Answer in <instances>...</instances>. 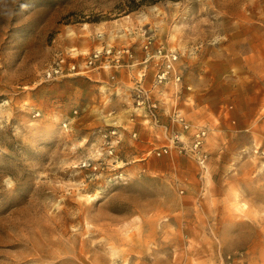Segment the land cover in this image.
<instances>
[{
    "label": "rangeland",
    "instance_id": "rangeland-1",
    "mask_svg": "<svg viewBox=\"0 0 264 264\" xmlns=\"http://www.w3.org/2000/svg\"><path fill=\"white\" fill-rule=\"evenodd\" d=\"M258 25L264 0H0V264H264V74L227 67ZM145 35L178 54L154 97L205 129L203 167L105 74L43 80L58 50Z\"/></svg>",
    "mask_w": 264,
    "mask_h": 264
},
{
    "label": "built area",
    "instance_id": "built-area-1",
    "mask_svg": "<svg viewBox=\"0 0 264 264\" xmlns=\"http://www.w3.org/2000/svg\"><path fill=\"white\" fill-rule=\"evenodd\" d=\"M101 35L99 34L98 37ZM141 54L136 55L131 45H111L101 42L98 46L86 52H79L75 48L58 50L52 60L43 70L44 81H54L66 77L83 76L91 78L92 74L106 75L107 82L117 84L118 77L127 76L128 89L131 99L129 119L134 122L138 119L142 124L154 129L161 128L172 145L179 151L185 150L194 155L201 167L205 164L206 131L203 127H192L183 114L174 105L167 109L154 97L161 88L171 84L177 89L181 85L182 72L178 62V54L166 48L161 42H156L153 36L145 35L140 47ZM167 117L169 122L177 124L180 131L173 132L169 123L163 121ZM190 133L187 142L180 132ZM117 130L110 127L102 133L103 149L113 153L110 135H116ZM130 138L137 139L138 133L131 126ZM117 142V141H116ZM169 146L149 148L145 151V158L161 156L168 152Z\"/></svg>",
    "mask_w": 264,
    "mask_h": 264
},
{
    "label": "crops",
    "instance_id": "crops-1",
    "mask_svg": "<svg viewBox=\"0 0 264 264\" xmlns=\"http://www.w3.org/2000/svg\"><path fill=\"white\" fill-rule=\"evenodd\" d=\"M259 34L253 38L252 44L249 48L240 50L238 52L239 59H241V63L235 62V58H233L232 62H228V70H234L236 67L239 70L247 72L251 75H262L264 74V26L258 25ZM136 49V48H135ZM103 83V81H102ZM105 84L102 86L107 87L108 93H116L122 92L128 88V81L126 77L121 79L117 84L104 82ZM114 114L116 111H113ZM118 113V111H117ZM139 130V126L136 127Z\"/></svg>",
    "mask_w": 264,
    "mask_h": 264
}]
</instances>
